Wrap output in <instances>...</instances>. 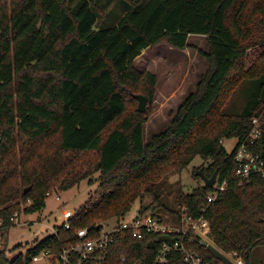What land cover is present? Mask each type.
Wrapping results in <instances>:
<instances>
[{
	"label": "trees",
	"instance_id": "trees-1",
	"mask_svg": "<svg viewBox=\"0 0 264 264\" xmlns=\"http://www.w3.org/2000/svg\"><path fill=\"white\" fill-rule=\"evenodd\" d=\"M95 2L83 0L73 9L70 0H0L2 228L15 226L16 213L41 212L55 189L67 191L100 173L98 194L70 231L57 227L12 260L0 252V264H32L50 244L59 249L78 230L119 217L146 196L155 199V213L181 216L186 209L206 218L209 243L252 264L253 251L264 247V177L240 184L234 155L258 118L261 138L253 151L264 159V0H122L111 28L99 26L102 9ZM192 35L205 36L208 51L200 52L209 68L169 126L145 143L158 79L136 61L162 42L188 49ZM256 47L262 60L247 68ZM138 95L148 99L144 113L133 106ZM232 139L237 145L229 153L223 142ZM86 155H95L94 164ZM197 157L212 162L204 173L211 178L218 172L226 191L208 203L213 187L178 190L170 208L160 193L164 180ZM172 240L116 237L112 251L115 260L127 255L152 264ZM201 242L196 248L203 257L222 264Z\"/></svg>",
	"mask_w": 264,
	"mask_h": 264
},
{
	"label": "rangeland",
	"instance_id": "rangeland-1",
	"mask_svg": "<svg viewBox=\"0 0 264 264\" xmlns=\"http://www.w3.org/2000/svg\"><path fill=\"white\" fill-rule=\"evenodd\" d=\"M82 1L70 0V7L76 9ZM121 1L96 0L95 4L102 9L98 15L99 26L113 27L117 15L120 14L121 6L124 7V4H120ZM189 42L191 47L185 50L172 48L167 42H162L145 50L136 61L140 70L150 71L156 74L158 79L153 114L145 125V143L150 141L152 135L169 126L179 105L189 93L196 91L201 76L209 68L206 59L200 52V50L208 51L205 37L192 35ZM262 53V47L250 50L246 63L247 68L252 67L251 64H256ZM260 59L262 60V58ZM263 63L262 60L259 65H264ZM133 106L138 109L139 102ZM223 145L231 153L237 145V140H225ZM84 158L94 164L95 155H86ZM211 163L210 160L205 161L197 157L184 171L170 174L160 188L163 203L174 208L176 207L175 196L178 190L190 194L195 188L203 186L204 182L197 173L199 171L204 172ZM99 177L100 173L94 172L89 179L82 181L72 189L67 191L55 189L47 198L45 208L41 212L32 215L22 211L18 213V220L13 222L15 226L9 229H0V252H3L9 260L20 254L25 256L31 246L54 235L56 228L62 223L65 209L78 213L88 205L90 199L98 194ZM57 196L60 197V200H57ZM154 202L153 197L146 196L133 205L132 211L136 213L141 207L144 208L148 205H152L151 210H153L158 206ZM161 214L165 215L164 213ZM229 258L234 260L232 256ZM251 262L252 264H264V247H259L253 251Z\"/></svg>",
	"mask_w": 264,
	"mask_h": 264
},
{
	"label": "built area",
	"instance_id": "built-area-1",
	"mask_svg": "<svg viewBox=\"0 0 264 264\" xmlns=\"http://www.w3.org/2000/svg\"><path fill=\"white\" fill-rule=\"evenodd\" d=\"M261 138L260 120L252 121V130L248 138L239 145L234 155L238 164L236 176L243 184L252 175L264 177V159L253 151L254 146ZM214 190L208 195L207 202H214L217 197L226 191L227 183H217ZM51 193L47 194V197ZM57 200L60 197L57 196ZM30 203V202H29ZM77 213L65 209L63 220L58 228L70 231L72 221ZM15 214L13 222L18 220ZM3 227V219L0 217V229ZM57 229L55 230L56 234ZM156 234L170 236L172 241L164 242L152 264H211L197 250V243L203 240L209 241L211 234L210 222L204 218H194L186 209L182 210L181 216L162 215L153 210L140 208L133 213L130 210L119 217L112 218L93 227L82 228L75 233V240L65 246L55 249L51 244L40 251L33 258L32 264H144L140 260H131L127 255L117 256L112 248L116 237H132L142 239L146 235ZM230 256L234 264H244L237 253Z\"/></svg>",
	"mask_w": 264,
	"mask_h": 264
},
{
	"label": "water",
	"instance_id": "water-1",
	"mask_svg": "<svg viewBox=\"0 0 264 264\" xmlns=\"http://www.w3.org/2000/svg\"><path fill=\"white\" fill-rule=\"evenodd\" d=\"M136 97L139 100L138 111L141 113H144L146 111L148 99L142 95H138ZM197 175L200 176V178L203 180L205 186L213 187L216 184L218 172H215V174L211 178H208L203 171H199ZM29 189L30 188L26 189L25 193H27ZM201 245L205 247L213 255L214 258H216L217 260H220L222 264H234L226 255L221 253L217 248H215L208 241L203 240L201 242Z\"/></svg>",
	"mask_w": 264,
	"mask_h": 264
},
{
	"label": "crops",
	"instance_id": "crops-1",
	"mask_svg": "<svg viewBox=\"0 0 264 264\" xmlns=\"http://www.w3.org/2000/svg\"><path fill=\"white\" fill-rule=\"evenodd\" d=\"M201 37H205V36H201ZM190 40V39H189ZM144 53V52H143ZM142 56V55H141Z\"/></svg>",
	"mask_w": 264,
	"mask_h": 264
}]
</instances>
